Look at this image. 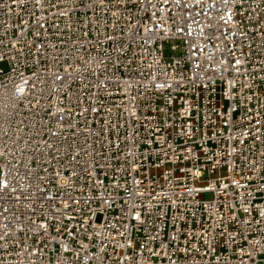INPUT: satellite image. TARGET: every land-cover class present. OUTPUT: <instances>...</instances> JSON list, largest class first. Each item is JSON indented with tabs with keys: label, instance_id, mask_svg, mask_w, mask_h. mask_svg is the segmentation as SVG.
<instances>
[{
	"label": "built area",
	"instance_id": "1",
	"mask_svg": "<svg viewBox=\"0 0 264 264\" xmlns=\"http://www.w3.org/2000/svg\"><path fill=\"white\" fill-rule=\"evenodd\" d=\"M0 264H264V0H0Z\"/></svg>",
	"mask_w": 264,
	"mask_h": 264
}]
</instances>
